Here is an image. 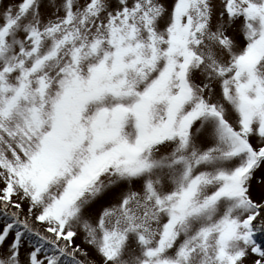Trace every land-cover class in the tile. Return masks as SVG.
<instances>
[{
	"label": "snow or ice",
	"instance_id": "6c2138e0",
	"mask_svg": "<svg viewBox=\"0 0 264 264\" xmlns=\"http://www.w3.org/2000/svg\"><path fill=\"white\" fill-rule=\"evenodd\" d=\"M0 264H264V0H0Z\"/></svg>",
	"mask_w": 264,
	"mask_h": 264
}]
</instances>
